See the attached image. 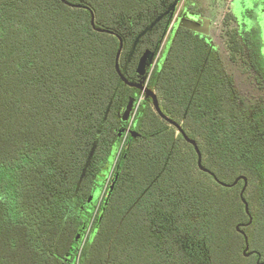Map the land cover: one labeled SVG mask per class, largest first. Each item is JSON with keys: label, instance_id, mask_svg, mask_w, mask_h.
<instances>
[{"label": "trees", "instance_id": "obj_1", "mask_svg": "<svg viewBox=\"0 0 264 264\" xmlns=\"http://www.w3.org/2000/svg\"><path fill=\"white\" fill-rule=\"evenodd\" d=\"M178 1L0 0V264H256L238 225L264 263L261 22L243 33L226 16L225 63L175 29L146 82L208 172L245 178L248 226L243 180L200 171L114 69L121 38L120 71L138 82Z\"/></svg>", "mask_w": 264, "mask_h": 264}, {"label": "rangeland", "instance_id": "obj_2", "mask_svg": "<svg viewBox=\"0 0 264 264\" xmlns=\"http://www.w3.org/2000/svg\"><path fill=\"white\" fill-rule=\"evenodd\" d=\"M260 1L261 5H263L261 8L264 7V0H258ZM253 0H239V4L237 3V0H179L177 3L174 4L171 10V18L169 20L168 29L163 37V39L160 42V46L158 50L155 52H150L151 57L148 60V65L145 68V74L144 78H140L138 82L142 83L143 85H146V82L149 78V75L151 71L158 67H161L163 64V61L165 59V55L168 51L169 44L166 47V50L162 55L165 48V42L167 37L169 36V32L172 28V25L175 23H180L181 19L187 18L195 21L196 15H200L202 17H205L211 21V23L214 25L213 28L210 29L208 34L207 44L209 47V51L211 53H215L224 63L226 62L225 57V50H224V44L222 35L229 30V26L224 25V20L226 19V16L230 18H234L233 20L236 22L233 25L238 26V29L242 31L243 33L248 32L250 29V26H257L258 20L260 21V18L263 17L261 20H264V15H260L255 18H251L252 14H245L246 11L249 9L250 3H252ZM260 5V6H261ZM256 12L253 13L255 15ZM248 15V16H247ZM250 16V17H249ZM250 18V21L248 19ZM244 19V24H242V20ZM175 29H178V26H175ZM262 40H264V34L259 35ZM134 49V48H132ZM162 52V53H161ZM264 55V52L262 53ZM131 54L126 58V62L130 59ZM229 71L233 72L234 69L229 68ZM242 80L238 77L236 79V88L241 89L239 92V98L242 96L243 92V86ZM242 86V87H241ZM135 113V109L130 115L129 123L132 122L133 116ZM233 242H237V240H233ZM255 252V251H254Z\"/></svg>", "mask_w": 264, "mask_h": 264}, {"label": "water", "instance_id": "obj_3", "mask_svg": "<svg viewBox=\"0 0 264 264\" xmlns=\"http://www.w3.org/2000/svg\"><path fill=\"white\" fill-rule=\"evenodd\" d=\"M200 21L201 23H198V22H195V21H191V20H188V19H181L180 23L178 24V27L179 28H182V29H185V30H188L190 32H193V33H197V34H200L202 36H207L208 33H209V30H210V27L214 26V25H211L210 24V20L209 19H206V18H200ZM92 24H93V17H92ZM99 32H103L102 30H98ZM118 41H119V47H118V51L116 53V57H115V62H114V69H115V72L118 76V78L120 79V81L130 87V88H134L136 90H138L141 94L144 95V98L145 99H150L151 102H152V106L154 108V111L156 112V114L160 117V119H162L163 121H165L166 123H168L169 125L173 126L176 131L182 136V138L184 139V141L188 144H190L193 149H194V152L196 154V157H197V167L200 171L202 172H205L207 174H209L216 183H218L220 186L222 187H225V188H231L233 186H235L238 181L240 180H243L244 182V187L243 189L241 190V193H240V200L241 202L243 203L244 205V211H245V214L248 216V205L247 203L244 201L243 199V192L246 188V180L245 178L243 177H238L231 185H227V184H224V183H221L217 180V178L210 172H208L202 165H201V155L198 151V148H197V145L194 141L190 140L186 135L185 133L183 132V130L181 129V127L175 123L174 121L170 120L169 118H167L166 116H164L162 114V112L160 111V108H159V105H158V101H157V98L155 96V94L147 88L146 85H143L142 83L140 82H136V83H133V82H130L128 81L124 75L121 73L120 71V68H119V64H118V60H119V57H120V54H121V51H122V45H123V42L121 40V38H118ZM151 57V53L149 51H145L142 56L140 57L139 61H138V64H137V67H136V75L139 77V78H144V74H145V68L147 67L148 65V60L150 59ZM146 75V74H145ZM134 110V99L131 98L126 107H125V110L123 111V115H122V121L126 122L129 120L130 118V115L131 113L133 112ZM130 135L132 137H137V134L134 132V131H131L130 132ZM249 217V216H248ZM251 223V218L249 217V222L246 224V226H248L249 224ZM242 225H239L236 227V231L243 236L244 238V245H245V248L243 250V253L242 255L244 257H249L250 255L252 254H255L257 256V261H256V264H264V263H260V255L256 252H248L249 250V246H248V241H247V238L245 237L244 233L242 231L239 230V228L241 227Z\"/></svg>", "mask_w": 264, "mask_h": 264}, {"label": "flooded vegetation", "instance_id": "obj_4", "mask_svg": "<svg viewBox=\"0 0 264 264\" xmlns=\"http://www.w3.org/2000/svg\"><path fill=\"white\" fill-rule=\"evenodd\" d=\"M261 3H260V1H258V0H253V2L252 3H250V7H249V9L246 11V13H244L243 15H245V14H247L248 13V15L249 14H252L253 15V13L254 12H256V15H258V16H262V15H264V7L263 8H261L263 5H261ZM247 15V16H248ZM200 18H205V17H202V16H200V15H196V17H195V22H198V23H201V21H200ZM263 17H261L260 18V21L259 22H261V27H260V34H264V20H261ZM183 19H187V18H183ZM207 19V18H206ZM188 20H191V19H188ZM191 21H193V20H191ZM178 24L179 23H175L174 25H172V28H171V30H170V32H169V36L167 37V39H166V42H165V48H164V50L162 49V51H163V53H162V55L160 56V58L163 56V54H164V52H165V50H166V47H167V45L169 44V41H170V39H171V36H172V32L175 30V26H178ZM210 24L211 25H213L212 23H211V21H210ZM241 24H244V19L242 20V23ZM211 28H213L212 26L210 27V29ZM180 29H182V28H180ZM185 30V29H184ZM188 31V30H187ZM210 31V30H209ZM190 32V31H189ZM193 33V32H192ZM194 34H197V33H194ZM209 34V33H208ZM198 35H200V34H198ZM200 36H202V35H200ZM208 36V35H207ZM207 36H203L206 40L208 39V37ZM263 50H264V40H262V38H260V51L261 52H263ZM239 226V225H238ZM254 252V251H253ZM247 253H249V250H248V252ZM252 255H255V254H252ZM251 256V255H250Z\"/></svg>", "mask_w": 264, "mask_h": 264}, {"label": "snow or ice", "instance_id": "obj_5", "mask_svg": "<svg viewBox=\"0 0 264 264\" xmlns=\"http://www.w3.org/2000/svg\"><path fill=\"white\" fill-rule=\"evenodd\" d=\"M237 3L239 4V0H237Z\"/></svg>", "mask_w": 264, "mask_h": 264}, {"label": "built area", "instance_id": "obj_6", "mask_svg": "<svg viewBox=\"0 0 264 264\" xmlns=\"http://www.w3.org/2000/svg\"><path fill=\"white\" fill-rule=\"evenodd\" d=\"M141 100V99H140ZM135 111H136V108H135Z\"/></svg>", "mask_w": 264, "mask_h": 264}]
</instances>
